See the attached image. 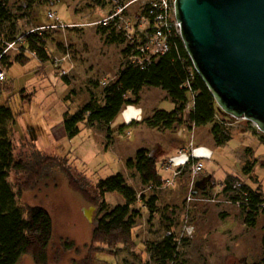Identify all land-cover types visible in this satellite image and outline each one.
I'll use <instances>...</instances> for the list:
<instances>
[{
  "label": "rangeland",
  "instance_id": "rangeland-1",
  "mask_svg": "<svg viewBox=\"0 0 264 264\" xmlns=\"http://www.w3.org/2000/svg\"><path fill=\"white\" fill-rule=\"evenodd\" d=\"M0 3L7 12L6 18L0 19V51L7 52V63L0 59L6 71L5 79L0 81L1 89L6 86L0 103L10 106L17 120L13 139L19 165L12 170L10 180L22 206H41L52 216L53 235L46 264H163L153 257V250L168 235L177 241V255L165 264L262 261L264 214L257 217L256 226L246 224L241 206L233 199L237 194L225 191L222 184L233 176L264 192V133L252 121L227 114L216 103V118H226L230 136L226 144L217 145L211 133L212 124L200 128L193 125L190 94L182 123L170 129L156 130L147 125L142 128L135 123L126 132L121 131L120 115L114 122L116 128L112 129L111 138L107 126L83 123L81 132L71 139L63 125L65 113H75L89 101L91 94L103 102L104 87L132 58L126 53L132 39L111 42L110 32L104 33L96 25L109 11L105 0H0ZM137 8L132 6L130 12L138 11ZM52 12L69 27L44 29L57 23L49 17ZM38 30L46 36L51 60L43 61L26 51L31 56L29 61L12 63L22 48L21 45L9 48L6 43L10 38ZM62 71L70 83L63 79ZM26 93L32 96L28 98ZM140 107L146 109L140 116L144 123L154 114L153 108L172 111L175 103L165 90L149 86L141 92ZM180 127L184 136L178 142ZM183 144L186 147L177 150ZM203 145L213 149L214 155L202 160L205 168L196 175L195 183L192 168L171 166L173 157H168L177 156L181 150L189 154ZM147 146L156 152L159 171L171 184L167 182L157 189L146 187L138 172L127 167V160ZM250 160L255 166L247 174L243 168ZM118 172L139 196L157 195L160 211L151 212L146 202L139 199L135 205L141 212L134 229L136 244L126 247L101 242L99 248L114 255L105 251L96 254L98 246L93 239L98 218L124 202L120 193L108 192L106 206L103 205L96 182ZM210 176L212 180L205 182ZM90 207L94 210L88 219L85 210ZM17 264L38 263L31 253H25Z\"/></svg>",
  "mask_w": 264,
  "mask_h": 264
},
{
  "label": "trees",
  "instance_id": "trees-1",
  "mask_svg": "<svg viewBox=\"0 0 264 264\" xmlns=\"http://www.w3.org/2000/svg\"><path fill=\"white\" fill-rule=\"evenodd\" d=\"M105 1L107 2V0ZM107 4L109 3L107 2ZM6 13V8L0 3V19H5ZM52 13L55 14V12ZM49 17L56 19L57 15L51 17L49 14ZM56 20L59 22L58 19ZM96 25L102 28V32H110L108 40L111 42H125L127 40L123 32L117 33L115 29L111 28L112 26H102L98 23ZM43 33L42 30L29 31L10 38L6 46L14 43L13 47L17 48V45H21L22 48L21 53L16 56L12 63L25 64L31 57L27 52L43 61L51 60V55L46 47V36ZM174 41L178 49L172 48L165 55L155 57L151 64H147L145 67L129 58L127 65L121 69L118 76L104 87L102 103L98 102L96 97L91 94L89 101L75 113L67 111L63 120L67 136L71 139L77 136L81 132L80 124L86 123L89 126L96 124L107 126L108 138H111V123L123 111L124 107L139 104L143 88L150 86L166 90L175 103V109L172 111L156 109L151 118L145 120L150 127L170 129L176 124L182 123L191 94L193 97L190 110L192 122L196 126L212 124L211 132L216 144H226L230 139L227 133V121L226 118H216L217 101L215 96L196 71L183 39L176 36ZM137 44H139L138 41L135 45ZM1 51L0 59L7 63V56L5 55L7 52L3 54ZM129 52L130 47L126 49V53ZM63 72L65 71L60 73L61 76L67 83H70ZM5 89L6 86L0 88V95ZM26 95L28 98L32 96L27 93ZM16 123V116L12 108L0 103V264H17L20 257L25 253H31L38 264H46L48 245L53 235L52 216L44 207L22 206L18 201L19 194L15 191L10 180L12 170L19 165V162L17 163L16 144L13 139ZM133 123H129L128 126L133 125ZM124 127L125 125H122L119 129L123 130ZM195 161L196 159L191 158L186 166L191 168ZM158 162L159 160L150 149L140 148L134 157L127 160L126 165L129 169H135L138 172L146 187L157 189L170 181L160 173ZM254 166L255 162L250 160L243 170L250 174ZM234 180L236 178L233 176L226 178L222 183L224 190H231L237 194L233 199L235 202L242 201L240 208L245 215V223L256 226L257 217L261 213L264 214V192L261 188H250L241 181L243 188L248 193L247 196H241L234 187ZM96 189L99 191V196L103 199L102 204L105 206V197L108 192H118L124 197L122 204L116 205L98 218L93 239V242L97 243L96 246H98L96 254L100 251L112 254L107 249L99 248L101 242L132 247L133 244H136L134 229L137 218L141 214L135 205L140 199L146 202L151 212L156 213L160 211L157 195L153 194L147 198L144 193H141L139 196V193L127 182L121 172L97 181ZM176 255L177 241L173 235H168L153 250V257L163 264L175 258ZM255 264H264V257L261 262Z\"/></svg>",
  "mask_w": 264,
  "mask_h": 264
},
{
  "label": "water",
  "instance_id": "water-1",
  "mask_svg": "<svg viewBox=\"0 0 264 264\" xmlns=\"http://www.w3.org/2000/svg\"><path fill=\"white\" fill-rule=\"evenodd\" d=\"M175 7L185 48L219 106L264 133V0H175Z\"/></svg>",
  "mask_w": 264,
  "mask_h": 264
},
{
  "label": "built area",
  "instance_id": "built-area-1",
  "mask_svg": "<svg viewBox=\"0 0 264 264\" xmlns=\"http://www.w3.org/2000/svg\"><path fill=\"white\" fill-rule=\"evenodd\" d=\"M107 2L109 3V11L97 23L102 26H112L111 28L115 29L117 33L123 32L129 41L132 39L131 44L128 46L130 47L129 53L132 55V61L145 67L147 64H151L155 57L165 55L172 48L178 49L174 38L176 36L182 38V33L181 23L176 17L175 0H107ZM136 5L139 7V9L137 8L138 11L130 12L131 7ZM50 16L55 17V14L50 13ZM51 27L67 26L59 21L46 28ZM136 41L139 44L135 45ZM13 46L14 43H11L8 47L12 48ZM5 77L6 71L0 64V81ZM252 122L258 127L254 121ZM199 149L195 147L193 152L189 154L181 150L180 154L171 158V166L183 167L191 158L199 157V160H196L191 166L193 181H195L196 175L205 168L202 158L197 153ZM168 183L171 184V181H168ZM234 187L241 196L248 195L240 180L234 182ZM241 202L237 201V206L240 207ZM189 229L187 228L188 231Z\"/></svg>",
  "mask_w": 264,
  "mask_h": 264
},
{
  "label": "crops",
  "instance_id": "crops-1",
  "mask_svg": "<svg viewBox=\"0 0 264 264\" xmlns=\"http://www.w3.org/2000/svg\"><path fill=\"white\" fill-rule=\"evenodd\" d=\"M144 88H146V87H144ZM144 88H143V90H144ZM159 88V87H158ZM162 89V88H161ZM142 90V91H143ZM165 92L167 93V91L165 90ZM167 96H168V93H167ZM131 106H134L135 108H138L139 109V111L136 113V114H134V115H131V117L130 118H128L126 115H124L123 114V112L122 113H120L115 119H114V121L111 123V127H112V129H114V128H116L115 126H114V122L116 121V119L120 116V115H122V118H121V121H122V124L121 125H119L118 127L120 128V126H122V125H125V124H127V125H125V127L123 128V130H121V131H124L125 130V132L128 130V124L130 123V122H134L133 123V125L135 124V123H137L138 124V127H145L146 125L147 126H149L146 122H142V120L141 119H143V118H141L140 119V116H142L143 115V112L146 110L145 108H143V107H140V103L138 104V105H131ZM156 109H158V108H153V110H156ZM190 111V110H189ZM186 112V111H185ZM184 112V113H185ZM186 114V113H185ZM153 114H151V116H152ZM143 117V116H142ZM148 117H150V116H147V118ZM193 123V122H192ZM193 125H194V123H193ZM132 126V125H131ZM207 125H205V127H206ZM117 127V128H118ZM197 127V126H196ZM201 126H198V128H200ZM149 128H151V129H156V128H154V127H150L149 126ZM180 129V131H179V134H178V136H177V139H178V142H179V140L180 141H182V138H183V136H184V129L182 128V127H180L179 128ZM178 129V130H179ZM157 130V129H156ZM160 132V131H159ZM190 133V132H189ZM212 133V132H211ZM189 138H190V140H191V134H190V136H189ZM118 139V138H117ZM116 142H118V140H116ZM166 144H161V146H165ZM173 147H175V146H173ZM184 147H186V145H180L179 147H177V150H179V149H181V148H184ZM144 148H148V149H150V150H152V148L151 147H144ZM197 148H200L199 150H201V151H203L202 152V155H203V157H200V158H202V160L203 159H211L212 158V156L214 155L213 154V149H211L210 147H208V146H202V147H197ZM139 150V149H138ZM137 150V151H138ZM136 151V152H137ZM153 151V150H152ZM151 151V152H152ZM153 153H154V156L155 157H157V155H156V152L155 151H153ZM136 154V153H135ZM176 154H174V155H171V156H169L168 158H171V157H174ZM167 158V159H168ZM199 158V157H198ZM157 159H158V157H157ZM166 159V160H167ZM170 169L171 168H169V170H167V171H170ZM196 180H197V177L195 178V183H196ZM204 183V182H203ZM203 183H201V187H202V185H203Z\"/></svg>",
  "mask_w": 264,
  "mask_h": 264
},
{
  "label": "bare ground",
  "instance_id": "bare-ground-1",
  "mask_svg": "<svg viewBox=\"0 0 264 264\" xmlns=\"http://www.w3.org/2000/svg\"><path fill=\"white\" fill-rule=\"evenodd\" d=\"M138 111H139L138 108H135L134 106H130V107H127V108L124 110V113H123V114L126 115L128 118H130L131 115L136 114ZM202 152H203V151H201V150H197V153H199L198 156L203 157Z\"/></svg>",
  "mask_w": 264,
  "mask_h": 264
}]
</instances>
